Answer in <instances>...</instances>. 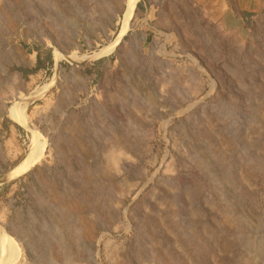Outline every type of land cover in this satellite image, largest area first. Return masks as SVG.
<instances>
[{
	"label": "rangeland",
	"instance_id": "rangeland-1",
	"mask_svg": "<svg viewBox=\"0 0 264 264\" xmlns=\"http://www.w3.org/2000/svg\"><path fill=\"white\" fill-rule=\"evenodd\" d=\"M123 7L0 0V226L19 264H264V0H139L115 45ZM42 86L25 126L7 115ZM31 126L44 148L20 170Z\"/></svg>",
	"mask_w": 264,
	"mask_h": 264
},
{
	"label": "bare ground",
	"instance_id": "bare-ground-1",
	"mask_svg": "<svg viewBox=\"0 0 264 264\" xmlns=\"http://www.w3.org/2000/svg\"><path fill=\"white\" fill-rule=\"evenodd\" d=\"M138 2H139V0H123L124 7L122 9L123 10L122 16L120 17L121 18L122 27H121V31H120L116 41L113 44L116 45L117 42L123 36V34L128 30V28H130L132 26V24H133L132 19H133L134 14H135V12L137 10V3ZM135 16H136V14H135ZM10 18H12V19H10L9 22H10L11 26H13L15 24V22H17V21L15 20L14 17H10ZM17 19H19V18H17ZM27 31H30V29L27 30ZM42 34H44V33L42 32V33L39 34V38L41 36H43ZM115 45H112V47H114ZM59 53L60 52H58V55H60V57L63 56V54H64L63 52H62L63 54L62 53L59 54ZM70 53H72V52H68L67 54H70ZM73 54H74V52H73ZM73 54L67 55V56L72 58ZM95 54L98 55L99 52L95 53ZM14 56H16V55L14 54ZM74 56H76V55H74ZM91 56H94V54H92ZM91 56H89V57H91ZM16 57H17L16 60H18V61H19V59H20V61H24L26 59V57L22 56V55H20V57L19 56H16ZM83 58H88V57H83ZM58 59H59V57H58ZM45 87H43L41 90H38L37 92L35 91V92L27 93L28 95L25 96L27 101L24 99L25 101H23V102H20L21 100L17 99V98H19V95H18L19 92H18L16 94V98H13V103L11 105H9L5 109V112L7 113V115L11 119L15 120L16 122L22 123L25 126L27 121H28L27 120L28 119L27 118V114H26V107H27L28 103L31 100H34V98H37L35 96L41 95L44 92ZM32 126H33V124H32ZM32 126L29 127V129L33 133L34 139L32 141V145L30 147L31 148L30 149V153L28 154V156L25 158V160L21 164V167H19L20 170H26L27 168L33 166L34 164H36V162L42 156L44 143L38 141V138H39L38 134H37L38 132L36 131L35 127H32ZM120 144L122 145L121 142H118L117 144H114V147L113 148L111 147V150L108 151V154H107L108 161H109L108 163H114L115 164V163L119 162L118 161L119 158L117 157L115 152H117V150L119 151V148H121ZM86 228H90V227L86 226ZM17 242H18V240L16 238H14L11 235L7 234L3 230V228L0 226V264H19L20 263L19 258H20V255H21V247L19 246L20 244L18 245ZM57 252H58V250H57Z\"/></svg>",
	"mask_w": 264,
	"mask_h": 264
},
{
	"label": "crops",
	"instance_id": "crops-1",
	"mask_svg": "<svg viewBox=\"0 0 264 264\" xmlns=\"http://www.w3.org/2000/svg\"><path fill=\"white\" fill-rule=\"evenodd\" d=\"M246 2H248V0H245ZM251 2V1H250Z\"/></svg>",
	"mask_w": 264,
	"mask_h": 264
}]
</instances>
